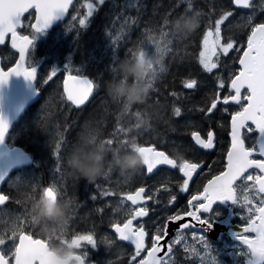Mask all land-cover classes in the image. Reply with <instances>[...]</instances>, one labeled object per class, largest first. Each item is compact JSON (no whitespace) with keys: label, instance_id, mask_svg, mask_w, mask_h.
Masks as SVG:
<instances>
[{"label":"trees","instance_id":"16d2710c","mask_svg":"<svg viewBox=\"0 0 264 264\" xmlns=\"http://www.w3.org/2000/svg\"><path fill=\"white\" fill-rule=\"evenodd\" d=\"M80 1L76 0L74 7ZM92 1L94 3L95 0ZM177 1L137 0L138 7L129 8L124 7L129 0H106L104 5L97 7L92 17H87L83 6L79 11L73 7L65 21L60 22L50 32L37 34L27 60L28 63L39 66L36 86L40 89V95L14 124L6 137V143L24 149L32 156L34 163L38 159L45 160V164L36 165L38 168L49 170L38 176L30 173L26 177V186L22 185L20 189L4 187L9 199L0 210L14 215L17 208L26 209L21 212V218L18 220L24 223L26 232L41 236L37 229L31 228L28 210L31 202L42 194V189L53 183L57 185L60 199L69 202L70 207H73L70 210L76 207V210L83 209L85 224L95 221L97 209L102 211L115 205L123 198L122 194L141 183L133 176L120 177L118 172L111 168L106 169L107 175L98 177L92 183L73 175L67 167L66 158L85 133L103 142L113 138L115 133V142L111 149L119 148L122 152L128 151L130 142L134 141L138 146H154L168 154L179 155L184 151L190 158L199 160L205 159V156L193 147L188 128L203 134L211 129L214 135L217 134L218 144L221 143L223 149L226 143L228 145L229 119L240 110V106L231 105L226 108L218 105L214 113L207 118L199 109L210 106L211 99L217 93L221 97L229 93V80L237 73V61L242 51L232 50L227 56L221 55L219 67L208 73L200 67L199 50L209 20L214 23L228 11L233 15L222 29V38H231L236 41L237 48H245L247 36L251 32L250 27H244L249 17L248 10L235 9L232 0H191L193 11L202 13L199 27L188 37L174 40L171 50L163 54L165 70L155 79L148 81L152 87L147 105H133L130 112L125 113L122 101L107 91V84L114 76L112 69L144 50V46L149 43V34L160 38L159 30L167 13L172 12L174 19L177 14L188 8V0ZM122 7L124 12L120 22L110 28L106 37L105 26L110 24L111 18L115 13H119ZM32 15L24 17L23 30L24 26L31 22ZM73 17L79 19L74 21ZM124 17L128 18L129 23L121 32L120 24L123 23ZM82 18H86V25L83 27L79 24ZM252 18L253 25L264 22V6H256L255 16ZM133 19L135 23H132ZM28 33L31 37L36 35L30 31ZM118 34L121 39L113 45V50L108 45ZM101 39H104V42ZM223 40L227 42V39ZM152 50L155 51V46H152ZM0 58L3 69L12 66L16 60V54L7 43L0 48ZM66 63H70L73 69L80 68V75L88 77L97 85L85 107L76 109L65 99L61 86L62 77L65 74H77L75 71H64ZM53 68L59 70L58 74L45 83ZM218 78L224 81L223 89L218 87ZM186 79H196L197 87L184 88L183 81ZM175 107L181 109L180 116L173 114ZM145 110L148 113V124L139 133L132 132L126 136L123 132H117L118 128H128L135 123L131 113ZM124 140L129 143L122 147ZM58 158L62 166L59 173L55 171ZM109 158L111 159V151L108 153ZM102 191H114L116 194L103 196ZM92 194H95L97 199L92 200Z\"/></svg>","mask_w":264,"mask_h":264},{"label":"snow or ice","instance_id":"6c2138e0","mask_svg":"<svg viewBox=\"0 0 264 264\" xmlns=\"http://www.w3.org/2000/svg\"><path fill=\"white\" fill-rule=\"evenodd\" d=\"M106 0H95V3H89L87 17H92L98 6L104 5ZM232 2L243 8H251V0H232ZM73 3V0H0V43L4 42V37L7 33H11L14 48H18L20 60L17 62V67L10 69L8 72L0 70V85L7 83L10 76H22L26 81H34L36 79V72L34 68L25 66L26 52L36 39L38 33L46 29L50 22L54 18L64 17L69 6ZM116 7V5H113ZM124 7H138L137 0H129ZM36 11V23L32 25L36 35L32 38L29 36H19L17 28L21 25V17L29 12L30 9ZM124 8H121L119 13H115L110 20V24L105 26V35H109L110 28L120 22L123 16ZM195 14L199 17L202 15L199 11H193L191 0H188V8L183 13L177 14L174 18H183L184 16ZM191 14V15H192ZM233 13L231 11L225 12L218 19L215 20L214 25L209 20L208 28L205 31L202 39V50L199 53V63L204 71L211 73L214 69H217L220 65L221 54L227 56L230 51L235 50L237 52L242 51L243 55L239 58L240 69L238 74L231 78L229 93L221 96L217 93L212 99L210 106L206 108H200L199 111L209 117L217 109L218 104L221 102L224 105H228L230 102L240 106V110L231 115V148L227 154V170L220 175L215 176L212 180L208 181V184L204 187L203 193L193 196L188 201L189 205L193 206L194 211H187L185 215L190 216L193 220L197 221L199 226L211 227V223L208 219L201 215V213H207L215 201H229L234 204L237 203L236 196V181L243 179L249 169H259L261 173H264V159H253L254 155L264 157V22L253 25L252 16L248 17L247 23L244 24L245 28L250 27L251 32L247 36V48L243 46L236 47V41L231 38L227 39V42H222V25L228 20ZM76 17H73L75 20ZM172 12L166 14L163 20V24L159 30V39L156 36L149 34L147 36L148 44L144 46V50L139 51L140 54L147 52L152 54V46H155V51L159 60L157 61V67L154 69L156 72H163L165 69L161 64L163 54L171 50V44L174 40L181 39L176 34L170 31V21L172 20ZM129 23L128 18L124 17L123 23L120 24V31L122 32L124 26ZM135 23V19L132 20ZM81 27L86 25V18L79 20ZM121 39L118 34L112 40V43L108 45L109 48L114 50L113 45ZM114 70V68L112 69ZM58 69L53 68L47 76V83L51 81L57 74ZM64 71L71 73L75 71L77 74L67 75L64 81V92L66 94L67 101H70L72 105L80 107L89 100L90 95L93 93L97 85L87 77L80 75L81 69H73L70 63L64 65ZM218 87L224 88V81L219 79ZM73 82L77 87L70 89L68 87L69 82ZM198 81L196 79H186L183 81L184 88L195 89ZM152 87V84L149 83ZM246 90V93L243 91ZM235 93L234 95L232 93ZM172 95H177L172 93ZM247 103H244V102ZM227 110V109H225ZM175 116L181 115V109L175 107L173 109ZM254 125L252 128L249 125ZM122 128L117 129V132H122ZM247 130L246 132L243 130ZM8 132V122L3 117H0V142H3L6 133ZM257 132L252 147L245 146V136L248 133ZM115 133L113 138H109L104 141L106 148H111L115 142ZM192 140L196 145H199L203 149H212L214 147V132L208 131L207 139H203L199 132L193 131L191 133ZM129 143L128 140L122 142V147ZM136 151H138L143 157V166H146L148 174H153L154 170L160 165L171 166L172 168H179V171L183 173L184 177L181 190H187L189 182L194 173L202 165L194 162H189L186 159H180L178 163L177 158H172L165 151H158L154 146H138L135 142L132 144ZM59 145H57V148ZM57 173L62 171L61 163L58 162L55 167ZM107 175V173H104ZM4 180V175L0 174V181ZM247 180H253L252 175H247ZM258 185V192L264 193V176H255V182L253 187ZM99 188V185L97 184ZM146 192L145 187H140L134 194H122L120 204L123 205L125 200L130 201L133 206L137 205L145 199H153L152 196L145 197L143 194ZM42 193L46 196H50L53 200L60 199L58 194L57 185L55 183L43 188ZM103 196H112L116 193L114 191H102ZM8 196L0 195V208L8 200ZM91 199H97L95 194L91 195ZM176 197L173 196L169 203H174ZM247 203L251 204L252 201L245 197ZM158 202V201H157ZM194 202H196L194 204ZM261 203L264 204V198L261 199ZM259 213L256 223L254 220L249 219L247 225L243 228V232H255L256 237L248 238L242 236L240 233L236 236V239L241 241L244 245H247L249 249V255L251 257L250 264H264V207L257 209ZM148 215V209L146 207H140L136 209L131 218L128 219L123 226L113 225L115 232L118 234L120 241H129L135 245L136 256H139L144 249L145 229L143 225L139 228H134V221L139 217ZM179 215L169 216V221H176L182 219ZM24 225L14 226L11 238H4L0 236V264H12V258H14V264H48L47 254L44 250L48 246V242L44 239H35L32 234L24 232ZM184 229L192 227V225L184 224L181 226ZM17 232L19 233L18 243L16 242ZM160 229L157 228V235L153 238V247L149 252L146 259L141 260L140 264H168L165 258H157L156 253L161 249L158 246V241L161 239L159 234ZM167 234L165 225V235ZM200 242L206 249L209 250L207 242L203 236L199 235ZM72 244L78 249L82 247V242L91 245L92 248L96 247V241L93 235H75L72 239ZM179 238L174 241L178 243ZM11 243L14 247V251H11V258L5 254L4 246ZM172 252V248L169 247L168 253L165 257L169 256ZM239 255V253H238ZM136 256L132 259L135 260ZM87 252L83 255H78L77 259L80 264H85ZM214 264H216L214 257Z\"/></svg>","mask_w":264,"mask_h":264},{"label":"flooded vegetation","instance_id":"af4514ba","mask_svg":"<svg viewBox=\"0 0 264 264\" xmlns=\"http://www.w3.org/2000/svg\"><path fill=\"white\" fill-rule=\"evenodd\" d=\"M32 13L34 15L33 11H30L28 15L31 16ZM77 19H79V17H76L75 20ZM31 22L28 23V26H24L25 30H23L22 25V27L18 30L20 35L30 36L28 32H33L31 29ZM243 91L247 94L246 90ZM222 98L223 97H221V100ZM244 103L247 102L245 101ZM218 105L227 108L232 104L223 105L221 102ZM251 127L254 128L253 126ZM189 130L190 133L197 131L188 128V131ZM209 131L212 130L210 129ZM243 131L246 132L247 130L245 129ZM197 132L200 133L203 139H207L208 132L206 134H203L200 131ZM229 133L230 127L228 132L229 143L228 145L226 143V147L224 149L222 148L221 143L218 144L217 134L214 135V147L212 149L199 148L193 142L192 136H190L193 147L198 150L201 155L205 156V159H192L184 151L183 154L179 155L176 153L169 154L170 157L177 158L178 163L180 162L179 158H182L188 160L189 162L202 165V167L198 168L197 172L192 176L187 190H181L183 180L186 177H184L183 173L179 171L178 167L173 169L159 167L153 174L148 175L146 168L143 166L135 175H133L135 179L140 180V186L137 185L126 194L134 193L140 187H145V197H153V199H150L149 203L134 207L130 203H126L125 200V206L128 208V211H122L121 207L117 205L121 201L119 200L118 203H115V205L102 209V211L97 209L95 221L88 222L87 225L85 224L83 209L80 208L76 210V207L73 211L70 210V219L67 225L65 238L71 240L77 234L93 235V238L96 241L95 248H92L91 245L82 242V247L77 249V252L80 255L87 252L85 264H140V261L146 259L149 252L152 250L153 238L157 235V228L159 227L161 239L158 241V246L161 249L160 251L164 250V247L167 246L168 253L169 247L172 248L171 254L167 257H163L168 261V264H214V257L216 264H248L251 257L249 255L247 245H244L239 240L232 241L230 233L232 232V237L235 239L239 233L242 236H247L248 238H255V234L253 232L245 233L243 232V228L247 225L249 219L259 223V213L257 212V209L264 206V204L261 203V199L264 198V193H259L258 188L256 186L253 187V185L255 182V176H264V173H261L255 168L249 169L244 178L236 182L235 196L238 204L236 203L231 205L225 201L223 204H216L208 213H201V215L206 217L211 223V227L214 224L226 222V224H224L225 228L221 231L212 232L211 236H208L206 229L203 226H199L197 221L193 220L192 217L185 215L187 211H194L193 206L189 205L188 201L191 200L193 196L202 194L208 181L225 171L226 156L230 147ZM257 135V132L248 133L245 136V146L252 147ZM252 158L264 159V157L260 156H253ZM41 163H43L42 159L36 160L34 165H31L28 170L31 171L34 176H38L42 172L49 170V168H38L36 164ZM26 171L27 167L16 170L5 184L7 185L12 178ZM247 175H252L253 180H247ZM42 181H44V177ZM246 183L253 187L256 202L252 203L251 210L245 214L241 210L240 201L242 199V188L246 185ZM4 187L5 185L2 186L1 193L6 195ZM18 189H20V187H18ZM173 196L176 197L174 203H169ZM195 203L196 202H194V204ZM4 207L5 206L0 208V210ZM140 207H146L148 209V215L137 218L133 224L134 228H139L143 225L146 232L144 249L141 251L139 256H136L135 245L129 241H120L113 225H119L122 227L123 224L131 218V214ZM175 215H179L183 218L174 222L167 219L169 216ZM1 223L2 222H0V236L6 239L11 238L12 231L5 229L6 225ZM184 224L192 225V227L184 229L181 227ZM165 225L167 231L166 235ZM17 226L19 225L17 224ZM31 228L33 227L31 226ZM33 229L35 230V228ZM23 231L26 232V230ZM170 232L171 234L168 235ZM26 233L32 234L35 239H43L42 236L38 237L32 232ZM200 234L207 242L209 250L206 249L200 242ZM178 238L184 239L179 240L178 243H174V241ZM18 239L19 233L16 236L17 243ZM4 248L5 254L11 258V251H14V247H12L11 243H9L4 246ZM9 249H11V251H9ZM133 256H136L135 260L132 259ZM12 264H14V258H12Z\"/></svg>","mask_w":264,"mask_h":264},{"label":"clouds","instance_id":"9594fccd","mask_svg":"<svg viewBox=\"0 0 264 264\" xmlns=\"http://www.w3.org/2000/svg\"><path fill=\"white\" fill-rule=\"evenodd\" d=\"M200 24L195 14L174 18L170 21V31L180 38L191 35ZM157 55L147 52L122 61L114 68L113 79L107 84V91L111 96L122 101L123 110L129 113L133 105H147L151 87L147 82L154 79L158 72L154 71L159 60ZM162 64V61H161ZM131 80V82H129ZM135 123L128 128H122L127 136L132 132L139 133L148 124V113L136 111L131 113ZM130 142L128 151L119 148H106L103 141H99L91 134L85 133L79 143L66 158L67 167L73 175L94 182L104 175L107 168L116 170L120 177L131 178L141 167L143 157ZM111 151V159L108 153ZM31 226L38 230L44 240L48 242V264H80L77 247L65 238L70 219V204L57 198L53 200L43 193L31 202L28 210Z\"/></svg>","mask_w":264,"mask_h":264},{"label":"water","instance_id":"95a60500","mask_svg":"<svg viewBox=\"0 0 264 264\" xmlns=\"http://www.w3.org/2000/svg\"><path fill=\"white\" fill-rule=\"evenodd\" d=\"M75 0H73V3H74ZM254 0H251V3L253 2ZM72 3V4H73ZM72 4L69 6L67 12L64 14V17H59V18H54L49 26L42 30L43 32H49L52 28H54L59 22L63 21L69 11H70V8L72 6ZM233 6L235 8H238V9H246V8H243V7H238L236 6L234 3H233ZM30 11H33L34 12V17H33V21L31 23V29L33 32H35V30L32 28V25L36 23V11L35 9H30ZM28 13V12H27ZM25 13L22 17H21V25L17 28V33L19 35V32H18V29L22 27V19L23 17L27 14ZM20 36V35H19ZM27 36V35H25ZM30 38V37H29ZM8 42V46L9 48L17 55V58H16V61L14 62V64L9 67L8 69H3L2 66H1V60H0V70H2L3 72H8L10 69H13V68H16L17 67V62L20 60V55H19V50L18 48H14L12 46L13 44V40H12V36H11V33H7L4 37V42L3 43H0V48H2L4 45H5V42ZM31 47V46H30ZM247 48V42H246V47L245 49ZM29 50V49H28ZM27 53L28 51L26 52V57H25V66H26V58H27ZM243 55V52L241 54V56ZM240 58V57H239ZM238 67L240 69V65H239V60H238ZM27 67V66H26ZM31 68H34L35 69V72H36V77H37V73H38V66H33ZM69 75V74H67ZM67 75H65L62 79V88H63V93L66 97V94L64 92V88H65V85H64V81L67 77ZM85 77V76H84ZM234 78V77H233ZM89 79V78H88ZM35 81H26L22 76H10L7 83L4 84V85H0V117H3L4 119L7 120L8 122V132L6 133L5 137H4V140L3 142H0V174H3L4 175V180L3 181H0V195H3L1 194V188L5 182V180L10 176V174L16 170V169H19L21 167H25V166H28L32 163V159H31V156L26 152L24 151L22 148L18 147V146H9L5 141H6V136L8 135V133L10 132L12 126L14 125V123L20 118V116L22 115V113L37 99V97L39 96L40 94V91L35 87ZM231 83V82H230ZM68 87L70 89L72 88H75L77 87L76 85L73 84V82H69L68 84ZM234 93V92H233ZM235 94V93H234ZM233 94V95H234ZM91 96V95H90ZM90 98V97H89ZM67 99V98H66ZM70 102V101H69ZM88 101L85 102V104L87 103ZM71 103V102H70ZM85 104L81 105L80 107L84 106ZM229 104H232L231 102ZM228 104V105H229ZM235 104V103H233ZM75 108H80V107H76L75 105H73ZM249 125H251V122H249ZM253 127H255L254 125H251ZM229 127H230V132H231V118H230V124H229ZM229 139H230V147H229V150L231 148V136H230V133H229ZM194 142V141H193ZM195 143V142H194ZM196 145V144H195ZM198 146L199 148H201L199 145H196ZM144 147H148V146H144ZM228 150V151H229ZM228 154V153H227ZM254 156H258V155H254ZM146 168V166H144ZM159 167H167V168H170V169H173L171 166H167V165H160L158 166L157 168ZM227 170V156H226V168H225V171ZM259 170V169H258ZM155 171V170H154ZM148 174V173H147ZM195 174V173H194ZM193 174V175H194ZM148 175H151V174H148ZM237 182V181H236ZM235 182V183H236ZM208 184V183H207ZM206 184V185H207ZM205 185V186H206ZM258 188V185L256 186ZM135 193V192H134ZM134 193H131V194H134ZM145 196V193L143 194ZM235 195V193H234ZM7 202V201H6ZM128 203L131 204L130 201H127ZM150 202V199H145L141 202H138L137 205H135L134 207L136 206H142V205H145L147 203ZM225 201L221 202V201H215L211 208L209 209V211L216 205V204H223ZM229 204H234L232 202H229L227 201ZM6 204V203H5ZM4 204V205H5ZM3 205V206H4ZM132 205V204H131ZM133 206V205H132ZM264 207V206H263ZM208 211V212H209ZM207 212V213H208ZM224 224H226V222H221V223H217V224H214L212 227L210 228H207L206 226H203L205 229H206V233L208 236H211V233L212 232H218V231H221L222 229H224ZM182 229V228H180ZM255 234V237H256V233L253 232ZM171 232L168 234L170 235ZM230 237L232 239V241H238L237 239H235L234 237H232V232L230 233ZM44 252L46 253V249L44 250ZM167 253V246L164 247V250L162 251H159L156 253V257L159 259V258H163L165 256V254ZM47 256H48V253H46ZM149 255V254H148ZM148 257V256H147ZM248 264H250V261L248 262Z\"/></svg>","mask_w":264,"mask_h":264},{"label":"rangeland","instance_id":"374dc122","mask_svg":"<svg viewBox=\"0 0 264 264\" xmlns=\"http://www.w3.org/2000/svg\"><path fill=\"white\" fill-rule=\"evenodd\" d=\"M89 3H93V1L92 0H81L80 3L77 4L74 8H75L76 11H79L82 8V6H83L84 7V10H85V12L87 14L88 13V7H87V5ZM94 3H95V1H94ZM256 6H258V7L264 6V0H255L254 1L253 7H251L248 10V15L249 16H252V17L255 16ZM76 13H78V12H76ZM76 13L74 14V16L76 15ZM74 21H76V20H74ZM229 21L230 20L228 18V20L225 21V23H228ZM225 23L222 25V29H223ZM69 24H70V20H69ZM213 25H214V23H213ZM202 39H203V37H202ZM222 42H224L223 38H222ZM201 50H202V40H201L200 51ZM200 51H199V53H200ZM151 55H157L156 51L152 50V54ZM221 55H223V54H221ZM161 61H162V65H163V67L165 69V64L163 62V59ZM200 67H201V69H203L202 66H201V64H200ZM163 72H158V74L156 75V77L159 74L163 73ZM149 80H151V79H149ZM43 163L45 164V160H43ZM45 166H48V165H45ZM30 173H32V172L27 170L26 172H24V173H22V174H20V175H18L16 177H14V178H12L9 181V183H8V187L10 189L11 188L18 189V187H23L22 185L26 186V177ZM30 188H32V185H31ZM245 197H247L249 200H251L252 203H255L256 202L255 201V194H254V191H253V187L251 185L247 184V183L242 188V199L240 201L241 210L246 214V213H248L251 210L252 203L251 204L247 203L246 200H245ZM117 205L121 207V210L122 211H128V208L125 206V202H124L123 205H121L120 202H119ZM25 210L26 209H24V208H17L14 215L13 214L10 215L8 212H3V211L0 212V222H2L1 224L6 225V228L5 229H9V230L13 231L14 226H17V224L18 225L24 224V223L19 222L18 220L21 218V212H23ZM24 229L25 228H23L22 230H24ZM17 234H18V232H17ZM181 239H184V238H180L179 240H181Z\"/></svg>","mask_w":264,"mask_h":264},{"label":"bare ground","instance_id":"6f19581e","mask_svg":"<svg viewBox=\"0 0 264 264\" xmlns=\"http://www.w3.org/2000/svg\"><path fill=\"white\" fill-rule=\"evenodd\" d=\"M178 1H179V0H178ZM178 1H177V2H178ZM181 1H182V0H181ZM179 2H180V1H179ZM201 2H202V1H201ZM213 2H214V1H213ZM217 2H218V1H217ZM215 3H216V2H215ZM224 5H225V4H224ZM225 6H226V5H225ZM212 7H213V6H212ZM215 8H216V7H215ZM103 40H104V39H103ZM103 40L101 39V41H103ZM103 42H104V41H103ZM101 48H102V47H101ZM104 48H105V47H104ZM106 49H107V48H106ZM114 62H115V61H114ZM99 76H100V75H99ZM101 83H102V82H101ZM102 84H103V83H102ZM102 89H103V87H102ZM100 93H101V92H100ZM106 93H107V92H106ZM106 93H105V94H106ZM106 96H107V95H106ZM93 103H94V102H93ZM84 107H85V106H84ZM91 107H92V106H91ZM94 107H95V106H93V108H94ZM93 108H92V109H93ZM88 109H89V108H88ZM95 109H96V108H95ZM83 111H85V110H83ZM81 113H82V112H81ZM81 113H80V114H81ZM85 113H86V112H85ZM85 113H83V114H85ZM108 113H109V112H108ZM77 114H79V113H77ZM67 115H68V114H67ZM67 115H66V116H67ZM74 116H75V115H74ZM76 116H77V115H76ZM78 116H79V115H78ZM81 116H82V115H81ZM76 118H77V117H76ZM53 119H54V118H53ZM88 129H90V128L88 127ZM99 136H100V135H99ZM66 146H67V145H66ZM66 148H67V147H66ZM66 148H65V149H66ZM68 149H69V148H68ZM67 151H68V150H67ZM109 155H110V154H109ZM109 157H110V156H109ZM109 159H110V158H109ZM71 177H73V176H71ZM117 180H118V179H117ZM76 195L78 196V194H76ZM88 195H90V193H88ZM87 197H88V196H87ZM69 198H70V197H69ZM71 206H73V205H71ZM79 206H80V205H79ZM72 211H73V210H72ZM72 211H71V212H72ZM86 225H87V224H86ZM81 227H82V226H81ZM83 228H84V225H83ZM85 228H86V227H85ZM89 228H90V227H89Z\"/></svg>","mask_w":264,"mask_h":264}]
</instances>
